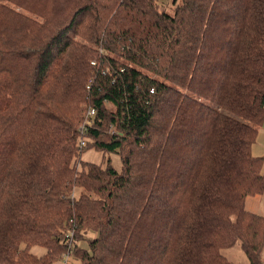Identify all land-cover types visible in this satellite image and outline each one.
I'll return each mask as SVG.
<instances>
[{
  "label": "trees",
  "instance_id": "16d2710c",
  "mask_svg": "<svg viewBox=\"0 0 264 264\" xmlns=\"http://www.w3.org/2000/svg\"><path fill=\"white\" fill-rule=\"evenodd\" d=\"M263 122L264 0H0V264H264Z\"/></svg>",
  "mask_w": 264,
  "mask_h": 264
},
{
  "label": "rangeland",
  "instance_id": "374dc122",
  "mask_svg": "<svg viewBox=\"0 0 264 264\" xmlns=\"http://www.w3.org/2000/svg\"><path fill=\"white\" fill-rule=\"evenodd\" d=\"M83 150V153L80 156L81 161L86 164H97L100 166H105L107 161L114 167L116 171L121 170V160L118 153H109L105 154L98 149L89 147ZM253 146V145H252ZM254 146L257 149V154L262 156L264 159V139L254 142ZM255 151H252V154L255 155ZM262 173H264V160L261 168ZM248 201L245 202V208L248 207L250 210L259 212L264 215V193L263 195L249 197ZM88 238H92V235H85L84 239L77 241L79 248L83 250H88ZM31 252L37 256L43 255L46 251L45 248L41 246H33ZM221 253L231 262L235 264H248V258L245 253L242 251L239 243H236L234 246L224 249ZM53 264H79L78 259L75 257L74 253H69L64 255L61 259L55 261Z\"/></svg>",
  "mask_w": 264,
  "mask_h": 264
},
{
  "label": "crops",
  "instance_id": "0c3cea01",
  "mask_svg": "<svg viewBox=\"0 0 264 264\" xmlns=\"http://www.w3.org/2000/svg\"><path fill=\"white\" fill-rule=\"evenodd\" d=\"M260 139H264V122H263V125L261 126L260 130L258 131V135H257L256 141H259ZM252 151H255V152H256V153H254L255 156H259V155H256L258 152H257V149L255 148L254 144H253V146H252ZM260 157H262V156H260ZM263 174H264V173H263ZM253 197H255V196H253ZM247 199H249V197H248ZM247 199H246V201H248ZM246 209H247L248 211L252 212V213L259 214V215H263V214H261V213H259V212H256V211H253V210H250V208H248V207H246ZM263 216H264V215H263Z\"/></svg>",
  "mask_w": 264,
  "mask_h": 264
},
{
  "label": "built area",
  "instance_id": "2783aa9c",
  "mask_svg": "<svg viewBox=\"0 0 264 264\" xmlns=\"http://www.w3.org/2000/svg\"><path fill=\"white\" fill-rule=\"evenodd\" d=\"M93 114H94V110L93 109H89L88 110V116L89 115L92 116ZM80 131H81V133H83L84 132V128L81 127ZM83 144H84V139H80V145L82 146Z\"/></svg>",
  "mask_w": 264,
  "mask_h": 264
}]
</instances>
